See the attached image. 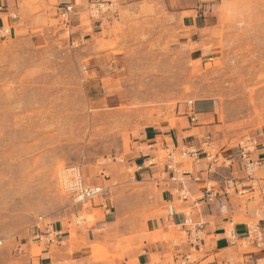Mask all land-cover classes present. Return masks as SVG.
I'll use <instances>...</instances> for the list:
<instances>
[{
  "label": "rangeland",
  "instance_id": "rangeland-1",
  "mask_svg": "<svg viewBox=\"0 0 264 264\" xmlns=\"http://www.w3.org/2000/svg\"><path fill=\"white\" fill-rule=\"evenodd\" d=\"M175 2L82 0L69 17L80 26H72L52 10L58 0H22L34 27L7 24L10 31L0 38V260L7 247L39 257L46 243H36L34 236L47 229L51 237L61 230V236L70 233L71 243L81 240L96 220L97 202L116 203L121 210L116 231L86 264H115L126 249L143 246L158 189L150 175L136 177L132 160L138 150L152 149L162 170L167 153L161 138L151 148L135 139L148 126L175 120L188 125L189 100L213 111L199 124L215 122L231 144L258 152V136L264 135V0H221L218 22L200 28L189 20L197 10L179 12ZM205 135L203 128L185 133L188 140ZM212 144L203 147L215 154L216 139ZM176 160L182 169L194 162L179 152ZM65 171L74 185L81 179L84 188L100 191L79 199L78 188H62ZM252 175L261 177L254 191L230 190L235 205L250 212L234 221L255 224L264 209V166L255 164ZM167 232L172 238L161 239L171 248L167 264L201 261L202 252L194 249L190 261L175 258V244L188 236L177 227ZM67 243L55 239L52 250ZM238 247L241 253L254 249ZM242 258L232 256L235 262Z\"/></svg>",
  "mask_w": 264,
  "mask_h": 264
},
{
  "label": "crops",
  "instance_id": "crops-1",
  "mask_svg": "<svg viewBox=\"0 0 264 264\" xmlns=\"http://www.w3.org/2000/svg\"><path fill=\"white\" fill-rule=\"evenodd\" d=\"M82 0H58V3L52 8L60 13L64 5H72L77 11ZM92 1V0H88ZM176 9L181 12L184 10H197L198 15L189 19L197 27H203L205 22L216 24L218 22L215 9L220 5L221 0H175ZM78 13V11H77ZM76 13V14H77ZM22 15L27 16L25 18ZM23 18V19H22ZM78 15L72 17V20H78ZM23 24H20L21 22ZM202 21V23H199ZM35 20L31 17L27 8L22 6V0H0V27L19 24L20 28L32 29ZM72 26H80L77 21L70 22ZM94 31L97 25L93 23ZM15 31V28H14ZM82 35V28L78 31ZM32 34V33H31ZM187 34V33H184ZM213 111L209 106L203 105V108L197 109L194 102L193 110L188 109V125L183 121H174L170 126L152 125L138 132L135 142L141 148H151L155 142L161 138L162 143H168L166 136L171 137L172 143L180 147L182 142L184 146H193L198 149V159L194 160L191 169H182L184 181L182 186L176 183L172 178V173L165 166L161 170L159 165L146 164L154 155L151 150L140 149L137 151L132 163L138 167L135 175L142 179L148 174L157 182V191L153 192L157 200L153 202L157 209L156 214L147 221L149 235L144 240L143 246L135 244L126 249L117 259L115 264H167L165 254L171 249L169 244L163 238L170 239L172 235L167 232L172 227H177L182 232L187 233L188 241L181 244H175V250L178 256L190 255L192 249L202 252L201 261L206 264H220L228 259L233 260L235 264H261L264 261V209L260 211V218L255 224H250L247 220L234 221V217L250 216L247 210L243 212L233 202L232 193L227 190V180L235 179L239 183L251 181V174L246 168V160L243 157V150L240 145L231 144L232 137L217 129V123H200L199 120L204 115H211ZM192 116L195 120L192 121ZM197 123V124H195ZM165 126V127H164ZM193 128H203L206 132L204 140L198 137L188 140L185 136L186 131ZM264 134V133H263ZM161 136V137H159ZM185 136V137H184ZM210 136L212 141L216 139L219 146L218 156L224 157L221 164L216 165L215 170L209 169V161L205 155L206 148L203 143L206 137ZM257 153L249 152V156L257 157L261 165L264 166V135L258 136ZM254 157L252 158L254 160ZM218 160V161H219ZM158 172V175H155ZM261 179V177L254 178ZM178 186L185 188L187 197L185 199L177 197L176 189ZM211 190V198L208 193ZM264 203V199H263ZM94 223L90 224L82 231L81 240L71 241V235L67 232L65 236H58V241H68L66 245H59L57 250H52V242L46 243L42 252L39 248L37 258H32L28 253L21 254L19 251L11 252L9 247L4 249L7 254L5 259L0 260V264H81L88 263L91 258H98L99 252L103 249L105 236L116 231L118 223V213L121 208L115 203L113 206L103 202L95 203ZM257 214V213H254ZM256 227L260 231L258 238L250 239L244 247L254 248L243 253L239 251L238 243H232L228 236V231L233 228L240 239H246L249 231ZM168 236V237H167ZM36 243H40L35 239ZM18 241V240H17ZM28 243L27 240H20V244ZM242 246V245H241ZM71 249V252L69 251ZM41 253V254H40ZM242 256V261L235 262L233 255ZM35 255V254H34ZM94 257V258H93ZM212 258V259H211ZM90 264H103L91 262Z\"/></svg>",
  "mask_w": 264,
  "mask_h": 264
},
{
  "label": "built area",
  "instance_id": "built-area-1",
  "mask_svg": "<svg viewBox=\"0 0 264 264\" xmlns=\"http://www.w3.org/2000/svg\"><path fill=\"white\" fill-rule=\"evenodd\" d=\"M99 1V0H98ZM73 6L72 5H64L63 9H61L60 11V15L64 17V22L66 24L70 23L69 17H71V12L73 11ZM9 28H6V26H2L0 27V38H4L8 35L9 33ZM216 102V99L214 100ZM188 105H190L191 107L189 108L190 110H193V106H194V101L193 100H189ZM192 121L195 120V117L192 116ZM211 141V137L208 136L206 137V141L205 144L212 147L211 144H209V142ZM204 144V143H203ZM164 150L167 153V158L166 161L164 162V166L166 167V169L172 173V178L174 181H176V183H178L179 185L182 186V183L184 181V178L182 176L183 171L179 168V164L180 162H178L176 160L177 157V153H180L181 157H184L185 155H188L190 157H193L194 160L198 159V149L193 147V146H184L181 147V149L179 150V147H176L174 143H164ZM241 148L243 150V157L246 160V168L249 172V174H251V172H253L254 168H255V164L261 165L259 160H253L248 154L249 152H251L252 150L250 149L249 146L245 145L242 146ZM205 155L208 158L209 161V169L211 170H215L216 165L218 166L219 163V156H218V152L215 154H212V152H209L207 150H205ZM156 156H154L150 161H149V165H159L158 161H155ZM219 160V161H218ZM251 181L249 182H244V183H240L241 184V189L237 186V184L239 183L238 181H236L235 179L231 178L227 180V190L229 192V190H231L232 188L236 191V192H240V193H244V192H250V191H254L255 187H254V181H256L253 175L251 176ZM79 180V181H78ZM75 181V186L73 188H78L79 192L77 191V197L79 199H84L88 196L91 195H95L98 191H99V187H95V188H84L83 186V182L81 181V179H78ZM181 186H178V188L176 189V193H177V197L185 199L187 197V191L185 190V188H181ZM210 193H208V197L211 198V190L209 191ZM53 228V226H51ZM48 228V227H47ZM54 231V230H53ZM56 234L54 237H51L50 235H52V231L50 229H47L46 232H44L43 234L41 233H36L35 234V238L39 241H46V242H54L55 239L58 240V236H61L62 231L61 230H57L54 231ZM249 236L246 239H240L233 228H230L228 231V236L230 237L232 243L236 244H240V245H244L247 244L249 242L250 239L253 238H258L260 235V231L254 227L253 229H251L249 232ZM45 237V238H44ZM1 243V242H0ZM184 259L190 261V255H186L183 256ZM220 264H235L233 262V260L228 259L226 261H222Z\"/></svg>",
  "mask_w": 264,
  "mask_h": 264
},
{
  "label": "bare ground",
  "instance_id": "bare-ground-1",
  "mask_svg": "<svg viewBox=\"0 0 264 264\" xmlns=\"http://www.w3.org/2000/svg\"><path fill=\"white\" fill-rule=\"evenodd\" d=\"M75 173L77 172V173H79L78 172V170H76V171H74ZM67 174H68V172H63L62 174H61V182H63V185H62V188L65 190V187L66 188H73L75 185L71 182V181H69L68 179H67ZM79 181V180H78ZM101 189V188H100ZM100 191V190H99ZM44 241V240H43ZM41 242V241H40ZM45 243H48V242H46V241H44Z\"/></svg>",
  "mask_w": 264,
  "mask_h": 264
}]
</instances>
